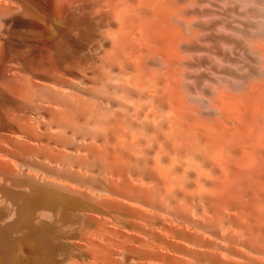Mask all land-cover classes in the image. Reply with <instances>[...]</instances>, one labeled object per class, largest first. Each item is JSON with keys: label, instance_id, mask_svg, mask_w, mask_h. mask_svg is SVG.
<instances>
[{"label": "bare ground", "instance_id": "1", "mask_svg": "<svg viewBox=\"0 0 264 264\" xmlns=\"http://www.w3.org/2000/svg\"><path fill=\"white\" fill-rule=\"evenodd\" d=\"M0 264H264V0H0Z\"/></svg>", "mask_w": 264, "mask_h": 264}]
</instances>
